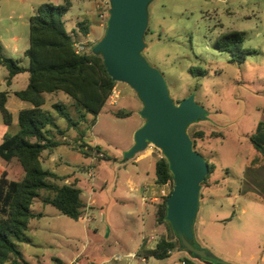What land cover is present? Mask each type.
Here are the masks:
<instances>
[{
    "label": "rangeland",
    "instance_id": "374dc122",
    "mask_svg": "<svg viewBox=\"0 0 264 264\" xmlns=\"http://www.w3.org/2000/svg\"><path fill=\"white\" fill-rule=\"evenodd\" d=\"M86 1L73 0L64 15L66 28L74 39L77 32L73 31V26L79 15L83 17V5L95 3L94 0ZM43 3L60 5L64 2L35 0L31 4L38 7ZM12 6H15L14 10H10ZM18 9L21 6L16 2L0 0V35H7L4 24L15 23L8 16L14 12L12 15L17 19ZM96 12L104 25L106 21L100 17L97 7ZM148 13L144 36L146 46L142 55L161 72L174 103L193 96L195 102L207 111L206 119L188 128L189 135L195 139L194 150L210 167L201 183L199 212L193 231L196 244L209 251L211 257L196 259L200 262L196 263L248 262L249 251L263 253L264 250V154L250 141L259 123L264 122V0H153ZM18 21L22 24V19ZM232 30L243 32L242 47L252 50L241 62L234 60L232 53L217 48L220 36ZM105 31L106 24L103 35ZM91 37H94L93 33ZM99 40L88 41L90 47ZM192 67L207 72L195 75L191 72ZM120 86L125 88L124 93ZM69 102L67 109L76 117L71 98ZM138 104L143 105L138 94L129 85L120 83L95 122L88 116L86 122L70 129L68 139L61 141L58 152L53 154L58 164L47 162L49 157L43 153L45 166L58 174V177L51 178L53 182L76 184L73 175H67L72 173L79 179L80 187L91 180L96 185L94 196L103 202L106 199L105 206L90 211L84 207L82 216L75 220L54 206L45 205L41 197L36 198L32 210L42 216L31 220L26 231L29 240L18 242L24 258L19 264H58L56 256L78 258L74 264H97L110 258L115 250L125 253L129 248L137 249L142 234L152 228L157 206L152 203L143 205L139 198L133 197L120 203L113 187L104 184L103 180L113 178L117 172L115 164L132 166V158L137 154L148 151L158 158V154L165 156L160 151L152 152L146 148L125 160L128 151L125 148L131 138L135 139L133 129L143 118L137 110ZM46 109L55 116L52 107ZM116 112L131 114L117 117ZM56 121L59 126L67 127L65 119L56 117ZM5 126L0 112V134L4 129L7 133L18 129L17 125ZM199 131L204 132L203 137H196L195 133ZM54 134L62 139L56 130ZM82 140L92 146H81L84 144ZM93 146L97 147L96 150ZM11 164L18 166L16 160ZM141 164H147V160ZM152 169L154 177L155 169ZM15 176L20 178V174ZM173 186L172 182L163 186L165 195L170 194ZM41 193L45 196L49 192L42 190ZM163 226L164 236L172 237L168 224L163 223ZM95 228H98V234H95ZM158 231L161 233L162 228ZM239 247L243 249L238 257ZM176 256L173 254L172 258ZM125 262L112 259L109 264ZM5 264H12L11 260ZM252 264H261L260 257L257 256Z\"/></svg>",
    "mask_w": 264,
    "mask_h": 264
},
{
    "label": "trees",
    "instance_id": "16d2710c",
    "mask_svg": "<svg viewBox=\"0 0 264 264\" xmlns=\"http://www.w3.org/2000/svg\"><path fill=\"white\" fill-rule=\"evenodd\" d=\"M71 5L70 0H65L60 5L43 3L37 7L29 19V47L25 52L29 60L27 67L20 65L14 58L0 57V64L8 69L10 78L21 72L29 73L27 88L16 94L33 105L20 112L18 131L6 133L0 144V158L5 162L16 160L21 171L20 178L11 177L7 172L0 177V264L9 260L12 264H19L24 260L18 242L29 240L26 231L31 220L42 216L32 210L36 198L41 197L45 205H52L62 214L75 220H78L84 211L82 189L74 183L60 185L53 182L51 178L58 175L43 166V152L62 144L56 139L53 131L56 130L60 135L65 133L57 123L56 117L43 107V94L62 91L72 99L76 117L72 116L62 102H56L53 106L57 115L65 119L67 128L70 129L86 122L88 116L93 117L95 122L109 101L117 82L108 74L102 54L93 52L95 44L91 47L89 45L82 53L75 51V39L68 32L64 20V15ZM78 29L83 35L89 33L85 21L78 22ZM243 40V32L232 30L220 36L217 48L232 53L234 60L241 62L247 53L252 52L242 47ZM191 72L197 75L206 74L207 71L192 67ZM0 111L5 123L10 125L12 116L6 107L4 92L0 95ZM130 114L116 112L115 116L125 117ZM195 135L200 138L204 132L199 131ZM190 137L195 147V139L192 135ZM250 141L264 154V122L259 123L257 131L250 136ZM83 143L81 146H89ZM94 148L96 150L97 147ZM168 181L174 183L173 173L168 159L163 156L156 162V182L162 185ZM42 190L49 193L42 196ZM168 196L157 205V220L159 223H167L173 236L162 237L154 249L142 247L141 256L164 259L169 256V251L181 246L180 239L166 217ZM192 243L201 248L195 239ZM194 257L189 254L184 258L183 264H197Z\"/></svg>",
    "mask_w": 264,
    "mask_h": 264
},
{
    "label": "water",
    "instance_id": "95a60500",
    "mask_svg": "<svg viewBox=\"0 0 264 264\" xmlns=\"http://www.w3.org/2000/svg\"><path fill=\"white\" fill-rule=\"evenodd\" d=\"M109 18L103 37L93 52L101 53L111 78L129 85L143 103L140 115L145 123L136 131L134 145L125 160L144 151L148 143L157 146L168 159L174 186L167 198V220L181 241L180 250L195 259H209L211 253L194 246L193 226L199 211L201 183L210 167L194 150L188 127L207 118V111L190 96L178 104L169 94L161 72L142 55L153 0H108Z\"/></svg>",
    "mask_w": 264,
    "mask_h": 264
},
{
    "label": "crops",
    "instance_id": "0c3cea01",
    "mask_svg": "<svg viewBox=\"0 0 264 264\" xmlns=\"http://www.w3.org/2000/svg\"><path fill=\"white\" fill-rule=\"evenodd\" d=\"M7 1L16 2L19 6H21V9H18L17 11L18 12L17 19H14L16 18V15L14 16L12 15L14 14V12L8 16V19L14 20L15 23L8 22L6 23V25L4 24V29L7 32V35L6 36L0 35V57L6 56V57L14 58L19 61L20 65L27 67L29 64V60L28 57L25 55V52L29 47V36H30L29 19L36 12L37 5L31 4L35 0H7ZM70 1L71 3L73 2V0ZM99 1L105 2V0H99ZM63 2H65V0H63ZM83 2H88V1L83 0ZM94 2L95 3H93L91 6H88L87 4L83 5L82 7V10L84 12L83 17L81 18V15H79L78 19L75 21V25L73 26V31L77 32L75 36V41H81L82 39H84L86 41L94 42L95 40H99L104 33V28L106 23L103 25L102 21L99 20L98 13L96 12V7H95L97 0H94ZM13 7L15 6H12L10 10H14ZM18 19H22V24L26 25V27H23L22 24L19 23L20 21H18ZM80 21H85L87 23L89 27V33L87 35H83L82 33L79 32L78 22ZM91 33L94 34V37H91ZM94 44H91V46H93ZM29 77H30L29 73L25 71L18 73L10 78L8 69L0 64V95L3 92L5 93L6 107L12 116V123L10 125H7L5 123V125H7L8 127L16 126V125L18 126L20 112L23 109L33 107V105L30 102L22 100L16 94V92L22 91L27 88L29 83ZM119 85L120 82H117L115 88L119 87ZM120 88H121V92L124 93L125 88L123 86H120ZM43 95L45 97V104L43 106L45 109L47 107H52L53 110H55L53 106L56 102H62L65 105L70 103L69 102L70 97L62 91L53 92V93H44ZM142 108L143 105L138 104L137 110L140 111ZM55 116L57 118L59 117L57 116L56 111H55ZM144 123H145V119L142 118L138 122V124L134 127L133 132H136ZM60 127L63 130H65V133L61 135L62 139H60L55 134L56 139L60 141H66L68 139L67 133L70 131L71 128L68 129L66 126L65 128H63V125H61ZM18 129L15 132H17ZM6 133L7 132L4 129L3 133L0 134V144L3 142ZM82 142L84 141L82 140ZM134 142L135 139L131 138V142L125 148V151L129 150L134 145ZM88 145L92 146L90 144ZM57 150L58 147L54 148L53 150H47L46 152H43L46 156L49 157L47 159V162L50 163L53 162L58 164V161L55 160L56 158H53V154L54 152L55 153L58 152ZM158 156L159 158L157 157V155L145 151L141 154H137L132 158V163H133L132 166H129V164L127 163L115 164V168L117 169V172L114 174L113 178L104 179L103 183L107 185L110 184V186L113 187V191L116 193V197H117L116 199L120 203L128 202L130 197H133V198H139L143 205H147L146 203H152V205L156 207L157 204L151 201H144L143 197L148 196L149 198H152L159 194L161 185L156 182V162L158 159H160L161 155L158 154ZM60 157L63 158L61 155ZM145 160H147V164H141ZM12 162L13 161L5 162L2 158H0V177L5 172H7L11 177L21 173L19 167L15 164H11ZM87 165H91V164H87ZM43 166L44 168L49 169L48 167L45 166L44 163ZM86 167L88 168L89 166ZM152 168L155 169L154 177L151 171L153 170ZM50 170L56 173L54 169L53 170L50 169ZM67 175H73V179L76 185L80 187L78 185L79 179L73 173ZM70 183L71 182H67V184ZM80 188L82 189L81 197L87 211L88 210L90 211L95 207L104 208L105 206L104 202L106 201V199H103L104 200L103 202L99 200V198L94 196L96 185L93 181L89 180L87 185ZM84 195H86V199L84 198ZM135 208H137V206ZM134 211L135 210H132L131 212ZM244 211L246 210L244 209ZM151 225L152 228L148 232L142 234V240L139 243L137 249L129 248L128 250H126L125 253H121L119 250L118 251L115 250L114 252H112L110 258L103 259L97 264H109V261L112 259L116 262L125 260L126 261L125 264H183L184 258L188 257L189 254L185 251L180 250V248H176L174 250L169 251V256L164 259H158L153 256L144 257L140 255V250L142 249V247H145L147 249L156 248L158 242L165 235L163 223L158 222L157 214L155 215V219L153 220V223ZM159 228H162L161 233H159L158 231ZM97 230L98 228H95V234H98ZM242 249L243 247L238 248L236 256L238 257L241 256ZM84 250H86V248ZM173 254L177 256L175 258H172ZM226 254H228V252H226ZM80 255H82V253ZM247 255H248L247 256L248 262L245 263L240 262L238 264H252V262L256 259L257 256L260 257V263L264 264V250L263 253H256L254 251H249ZM54 258L58 260V264H74V262H78L79 260L76 257L67 258L65 256H60V257L56 256ZM194 260L197 263H200L198 260L196 259ZM92 264H96V263H92Z\"/></svg>",
    "mask_w": 264,
    "mask_h": 264
},
{
    "label": "built area",
    "instance_id": "2783aa9c",
    "mask_svg": "<svg viewBox=\"0 0 264 264\" xmlns=\"http://www.w3.org/2000/svg\"><path fill=\"white\" fill-rule=\"evenodd\" d=\"M108 2L109 1H107V2L106 1L105 2L99 1L96 5L97 9L100 11L99 12L100 17L102 19H104L106 21V23H107L108 18H109V9H108L109 3ZM74 46H75V51L77 53H82L85 50H87V48H89V42L88 41H75ZM147 149H150L152 152H154V151L162 152L157 146H155L151 142L148 143ZM162 154H163V152H162ZM161 158H162V155H161ZM90 177H91V175H90ZM169 183H171V181H168L167 183L161 185V190H160L161 193L159 194V196H154L152 198H149L148 196H144L143 200L144 201H151L154 203H160L166 196H168L167 194L165 195L163 186H165L166 184H169ZM86 219L91 220V218H89V217H86Z\"/></svg>",
    "mask_w": 264,
    "mask_h": 264
}]
</instances>
